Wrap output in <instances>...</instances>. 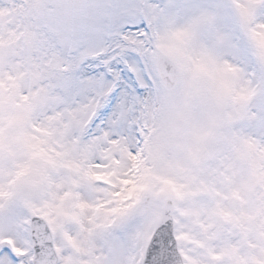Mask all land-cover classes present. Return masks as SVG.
<instances>
[{
  "label": "snow or ice",
  "instance_id": "snow-or-ice-1",
  "mask_svg": "<svg viewBox=\"0 0 264 264\" xmlns=\"http://www.w3.org/2000/svg\"><path fill=\"white\" fill-rule=\"evenodd\" d=\"M0 264H264V0H0Z\"/></svg>",
  "mask_w": 264,
  "mask_h": 264
}]
</instances>
